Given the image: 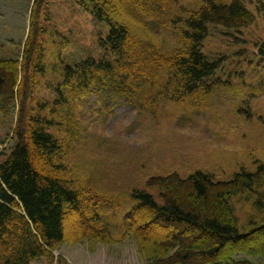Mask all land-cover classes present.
I'll return each mask as SVG.
<instances>
[{
	"label": "trees",
	"instance_id": "16d2710c",
	"mask_svg": "<svg viewBox=\"0 0 264 264\" xmlns=\"http://www.w3.org/2000/svg\"><path fill=\"white\" fill-rule=\"evenodd\" d=\"M201 1L173 18L165 17L172 14L173 0L79 1L108 31L98 36L100 56L63 66L62 79L54 87L59 101L40 104L37 112L24 107L20 111L14 144L0 160V264H31L44 257L69 264L54 257L63 244L87 241L94 247L129 237L136 241L143 264H257L237 256L264 257V223L250 231L241 229L231 205L239 194L259 193L264 165L227 179L200 169L186 175L146 174L145 188L133 189L126 199L85 180L71 160L82 133L89 130L73 124L68 95L78 99L92 91L113 94L134 104L140 100L154 110L161 98L193 102L231 87L216 78L222 62L206 53L203 44L213 27L240 30L252 25L255 16L242 0ZM260 5L264 7V0ZM153 17L173 27L176 46L151 42L153 32L144 36L146 19ZM34 35L21 63L0 59L4 112L20 100L24 103L28 92L22 75L30 67L45 70L43 53H34ZM256 47L258 61H264V41ZM120 212L122 222L117 220Z\"/></svg>",
	"mask_w": 264,
	"mask_h": 264
},
{
	"label": "rangeland",
	"instance_id": "374dc122",
	"mask_svg": "<svg viewBox=\"0 0 264 264\" xmlns=\"http://www.w3.org/2000/svg\"><path fill=\"white\" fill-rule=\"evenodd\" d=\"M79 1L0 0V59L21 63L34 33V53H43L45 68L34 72L30 67L22 75L28 92L23 104L20 100L11 110L0 109V153L4 152L0 160L14 144L21 109L37 112L40 104L57 101L54 87L62 79L63 66L101 54L98 36L108 27L94 19ZM242 1L255 16L253 24L235 31L213 27L203 44L206 53L222 62L216 78L222 85L228 81L229 89L221 87L193 102L161 98L154 110L140 100L134 104L113 94L101 96L92 91L78 99L67 94L73 124L89 130L82 133L83 140L72 153L76 172L113 196L126 198L133 189L145 188L146 174L176 171L186 175L200 169L227 179L237 171H255L264 165V61H258L256 47L264 41V7L258 6L259 0ZM173 2L172 14L166 18L198 7L202 1ZM146 21L149 25L142 33H155L151 42L163 48L179 43L173 27L162 26L157 17ZM152 26L159 30H152ZM231 205L241 229L250 231L264 223V181L259 193L239 194ZM121 217L120 212L119 222ZM54 257L69 264H143L132 237L94 247L87 241L63 244ZM237 258L264 264L263 256L240 253ZM56 261L44 257L31 264Z\"/></svg>",
	"mask_w": 264,
	"mask_h": 264
}]
</instances>
